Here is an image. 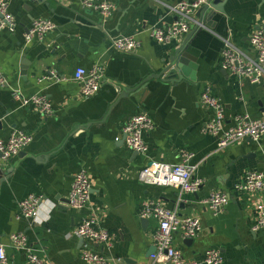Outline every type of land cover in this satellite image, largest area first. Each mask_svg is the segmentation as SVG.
Returning a JSON list of instances; mask_svg holds the SVG:
<instances>
[{
  "label": "crops",
  "instance_id": "crops-1",
  "mask_svg": "<svg viewBox=\"0 0 264 264\" xmlns=\"http://www.w3.org/2000/svg\"><path fill=\"white\" fill-rule=\"evenodd\" d=\"M97 1L114 3L112 16L103 18L79 0H9L16 28L0 31V74L8 82L0 89V139L7 141L19 131L33 139L19 156L0 164V244L9 264H28L29 252L50 264H88L81 259L84 251L101 254L113 264H150L152 236L159 224L156 218H140V213L143 204L153 200L201 220L202 232L192 242L181 233L175 236L186 260H202L208 249H218L223 264H264V229L253 230L264 193L236 191L247 173L264 172V137L260 144L245 140L218 152L217 138L204 131L213 113L200 102L210 86L224 105L227 125L239 113L264 120V78L253 84L221 67L226 41L247 57H256L250 38L264 24V0H215L224 11L205 16L211 27L188 39L186 64L176 72L177 78L183 74L178 84L154 76L197 30L198 11L191 32L176 41L159 44L150 32L173 24L178 19L173 7L193 0ZM41 18L51 19L56 29L27 43L25 35ZM121 36L136 37L141 48L116 51L112 42ZM97 65L104 68L105 81L95 96L83 98L75 72ZM14 92L27 98L47 96L54 115L47 118L33 107H22ZM142 112L152 117L154 129L145 135L148 151L141 155L127 147L123 127ZM185 152L195 155L194 178L203 181L196 194L139 181L150 163L178 164ZM80 171L89 176L93 210L69 206L74 176ZM215 192L229 196L217 216L206 205ZM30 196L44 199L34 220L20 209ZM93 213L112 236L111 244L73 235ZM16 234L27 237L29 252L11 246Z\"/></svg>",
  "mask_w": 264,
  "mask_h": 264
},
{
  "label": "built area",
  "instance_id": "built-area-1",
  "mask_svg": "<svg viewBox=\"0 0 264 264\" xmlns=\"http://www.w3.org/2000/svg\"><path fill=\"white\" fill-rule=\"evenodd\" d=\"M81 5L89 10L100 13L103 18L112 16L116 7L111 2L97 0H79ZM210 5V0L183 1L173 7L178 19L167 27H155L150 35L159 44H167L186 36L191 32L193 15L202 7ZM16 22L9 10V0H0V31L14 30ZM56 29L55 23L48 18L34 20L25 40L44 39ZM256 51L255 58L247 57L231 42L226 41L222 53L221 67L232 76L239 79H248L253 84H259L264 78V24L253 32L250 38ZM112 47L122 53H134L141 48V42L134 36L118 37L112 42ZM74 80L82 87V97L95 96L105 81V71L102 66H94L87 70L80 67L76 70ZM6 78L0 74V89L7 85ZM14 99L22 107H33L44 117H52L55 113L52 102L47 96L36 95L24 97L14 92ZM201 104L213 113L212 119L205 125L204 131L217 138L218 152L245 140L260 144L264 137V120L252 118L249 114L239 113L230 125L226 124L225 108L221 100L216 97L210 86H206L200 98ZM154 129V120L145 113L132 117L123 127L124 140L129 149L137 154H145L148 147L145 135ZM32 137L23 131L14 132L9 140L0 139V164L10 162L32 143ZM119 141V139H118ZM195 155L183 153L182 161L178 164L152 162L138 175L139 181L145 185L158 187H173L181 194H196L203 185V181L195 179L198 165L193 163ZM236 191L247 194L264 193V172L251 171L245 175L243 182L236 186ZM92 185L88 174L80 171L74 176L71 192L68 197L72 209L82 211L92 209ZM44 199L30 196L20 203L22 215L28 220H34L39 214ZM229 201L224 192H215L206 201V205L214 216L222 213ZM140 218L158 220V229L152 236L155 252L151 256L150 264H223L224 259L218 249H208L202 260H186L182 251L175 246V236L181 233L186 240H195L202 232V223L198 217L181 216L177 209L167 208L159 201H147L143 204ZM264 229V202L256 207V220L253 230ZM73 235L99 245H109L112 236L105 229L99 218L93 213L85 218L75 229ZM11 246L18 250L28 251V239L24 234L11 237ZM81 259L88 264H113L111 260L101 254L84 251ZM28 264H50L45 258L30 253ZM0 264H9L5 246L0 244Z\"/></svg>",
  "mask_w": 264,
  "mask_h": 264
},
{
  "label": "water",
  "instance_id": "water-1",
  "mask_svg": "<svg viewBox=\"0 0 264 264\" xmlns=\"http://www.w3.org/2000/svg\"><path fill=\"white\" fill-rule=\"evenodd\" d=\"M217 1L215 0H210V5H206L204 7H202L197 14L195 15V17L199 20L200 24L196 26L197 30H193L190 35L188 36L187 40L184 42L183 46L180 47V49L176 50V52L174 53L173 56L170 57L168 63L165 65V67L163 68L162 72L160 74H158L157 76L155 75L154 78L157 79H161L162 82L167 83V84H178L181 83L183 80V74L180 75V78L176 77V72L180 71V69H182L183 66H185L186 64V59H187V53H186V48L189 42V38L192 37V35H194V33L200 29H207L209 27H211V25L207 22L204 21L205 16L208 15H212L214 12H219V13H223V8L219 5H216ZM207 18V17H206ZM204 22H207V26ZM181 72V71H180ZM149 79H147L148 81ZM146 81V82H147ZM130 94L133 93L134 89H128ZM125 92V91H124ZM129 94V95H130ZM146 221V220H143ZM190 242H192L193 240H188ZM154 252H155V247H154Z\"/></svg>",
  "mask_w": 264,
  "mask_h": 264
}]
</instances>
